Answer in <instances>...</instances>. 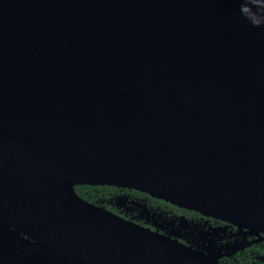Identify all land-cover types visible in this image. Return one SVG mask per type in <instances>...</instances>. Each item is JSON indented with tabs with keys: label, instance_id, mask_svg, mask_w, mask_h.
<instances>
[{
	"label": "water",
	"instance_id": "obj_1",
	"mask_svg": "<svg viewBox=\"0 0 264 264\" xmlns=\"http://www.w3.org/2000/svg\"><path fill=\"white\" fill-rule=\"evenodd\" d=\"M86 184L264 233V0H0V264H220Z\"/></svg>",
	"mask_w": 264,
	"mask_h": 264
},
{
	"label": "flooded vegetation",
	"instance_id": "obj_2",
	"mask_svg": "<svg viewBox=\"0 0 264 264\" xmlns=\"http://www.w3.org/2000/svg\"><path fill=\"white\" fill-rule=\"evenodd\" d=\"M79 196L149 231L217 258L220 264H264V233L200 211L182 207L134 188L115 185H77ZM15 229V228H13ZM16 230V229H15ZM20 230L32 243L22 244L27 256H38L41 242Z\"/></svg>",
	"mask_w": 264,
	"mask_h": 264
}]
</instances>
